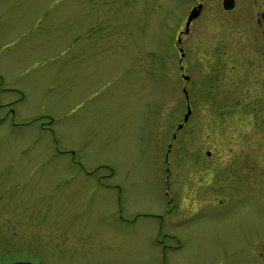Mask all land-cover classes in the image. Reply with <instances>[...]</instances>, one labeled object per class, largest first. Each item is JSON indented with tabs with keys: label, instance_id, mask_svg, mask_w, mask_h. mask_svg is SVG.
Returning <instances> with one entry per match:
<instances>
[{
	"label": "rangeland",
	"instance_id": "rangeland-1",
	"mask_svg": "<svg viewBox=\"0 0 264 264\" xmlns=\"http://www.w3.org/2000/svg\"><path fill=\"white\" fill-rule=\"evenodd\" d=\"M195 1L0 0V262L260 264L264 0Z\"/></svg>",
	"mask_w": 264,
	"mask_h": 264
},
{
	"label": "flooded vegetation",
	"instance_id": "flooded-vegetation-1",
	"mask_svg": "<svg viewBox=\"0 0 264 264\" xmlns=\"http://www.w3.org/2000/svg\"><path fill=\"white\" fill-rule=\"evenodd\" d=\"M253 1L256 4V8H257V2H256L257 0H253ZM197 2H200V1L199 0L195 1V3H197ZM201 4H202V2H201ZM233 5H234V0H233ZM231 8H229V9H231ZM254 13H255L254 21H255L256 25L258 23H260V20L264 21V12L261 11L259 13V17H257V9H255ZM261 31L263 33L264 29H262ZM178 66L180 68H182V65L180 64V62L178 63ZM240 73L241 72L239 71V69H237L236 72H234V76H236V78L238 80L236 82L230 81L229 85H227L224 89V92H226L228 95L226 99L231 100V104L239 103L240 99H242L241 94L239 92L240 87H241V82H242L240 79L241 78ZM4 103H7V102H4ZM4 103H2V104H4ZM227 105L230 106L229 102L227 103ZM235 106L236 105H234V108H235ZM251 162H254V164H255L254 170H253V173H254L253 176L256 179L257 189H258L259 195L261 197L260 201L262 202V205H263L262 210L264 211V176H257V160L251 161ZM240 165H243V166L247 165L248 167H251L249 161L241 163ZM226 173L228 174L229 172H226ZM157 241H160V240L157 239ZM256 251H257V261H259L260 264H264V221H263V223H261L257 226V250Z\"/></svg>",
	"mask_w": 264,
	"mask_h": 264
},
{
	"label": "water",
	"instance_id": "water-1",
	"mask_svg": "<svg viewBox=\"0 0 264 264\" xmlns=\"http://www.w3.org/2000/svg\"><path fill=\"white\" fill-rule=\"evenodd\" d=\"M201 5H202L201 2H197V3L193 4L188 9L186 16H185V19H184V22H183V28L181 31H179V33L187 32L190 20L192 18H194L195 16H197V14L200 11ZM220 5L224 9H229L233 6V0H220ZM179 33H178V35H176V42H179V40H180ZM263 36H264V32H263ZM177 50H178V54H179L177 62L179 63L183 52H182L181 47H177ZM181 77H183V79H187L188 76L181 74ZM181 89H182V92H183V95L185 98V111L182 115V121H184V120H186L187 115L189 114L190 107H189V104L187 102V93H186L185 87L182 86ZM181 124H182L181 122L177 123L175 128L180 127ZM172 135H174V134H172ZM164 156L166 157V154ZM0 264H34V263H32L31 261L26 260V259H15V260H10V261H6V262H0Z\"/></svg>",
	"mask_w": 264,
	"mask_h": 264
}]
</instances>
